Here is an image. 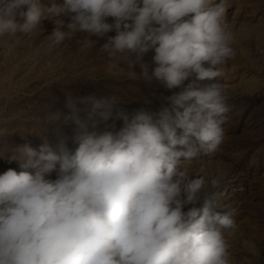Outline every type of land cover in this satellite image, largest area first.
<instances>
[{"label":"clouds","instance_id":"9594fccd","mask_svg":"<svg viewBox=\"0 0 264 264\" xmlns=\"http://www.w3.org/2000/svg\"><path fill=\"white\" fill-rule=\"evenodd\" d=\"M225 6V0H62L47 7L0 0V37L33 33L44 12L68 13L65 28L60 20L47 35L52 44L84 33L80 46L87 49L97 46L90 36L104 37L98 48L108 57L135 53L129 78L179 89L155 114L140 108L131 115L115 94L66 90L67 111L46 116L56 125L55 148L43 134L39 151L25 142L0 155L21 168L0 172V264H231L222 229L235 227V209L221 212L207 201L195 207L209 195L206 186L215 189L220 180L190 176L186 167L197 144L213 150L225 139L232 105L216 83H198L220 75L234 55ZM69 122L71 149L60 127ZM30 163H39L36 171L24 170Z\"/></svg>","mask_w":264,"mask_h":264},{"label":"rangeland","instance_id":"374dc122","mask_svg":"<svg viewBox=\"0 0 264 264\" xmlns=\"http://www.w3.org/2000/svg\"><path fill=\"white\" fill-rule=\"evenodd\" d=\"M39 3L47 7L62 0ZM225 3L234 55L220 66V75L198 82L216 83L232 105L222 125L225 139L213 150L197 144L196 155L186 167L190 176L203 174L206 179L215 176L220 180L215 189L206 186L209 195L197 200L195 207L199 209L207 201L209 207L217 205L221 212L235 209V227L222 229L230 244L231 264H264V0ZM44 16L31 34L0 37V155L25 142L39 151L43 134L55 148L56 125L49 124L46 116L50 110L67 111L63 106L66 90L73 95L115 94L129 115L140 108L155 114L167 103L164 98L179 90L129 78V59H134L135 53L108 57L98 48L104 37L90 36L97 40V46L87 49L80 46L86 39L84 33L52 44L47 35L60 20L64 29L70 14L44 12ZM151 54L149 49L143 59L150 61ZM114 123L119 127L121 120L116 118ZM60 127L68 137L69 149L73 148V125L69 122ZM31 160L36 161V157ZM8 167L21 170L16 160L0 158V172ZM38 167L39 163H30L24 170L34 172Z\"/></svg>","mask_w":264,"mask_h":264}]
</instances>
